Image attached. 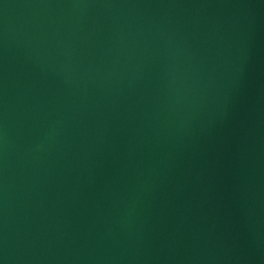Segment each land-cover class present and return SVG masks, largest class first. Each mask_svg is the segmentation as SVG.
I'll use <instances>...</instances> for the list:
<instances>
[{
    "label": "water",
    "instance_id": "water-1",
    "mask_svg": "<svg viewBox=\"0 0 264 264\" xmlns=\"http://www.w3.org/2000/svg\"><path fill=\"white\" fill-rule=\"evenodd\" d=\"M0 264H264V0H0Z\"/></svg>",
    "mask_w": 264,
    "mask_h": 264
}]
</instances>
